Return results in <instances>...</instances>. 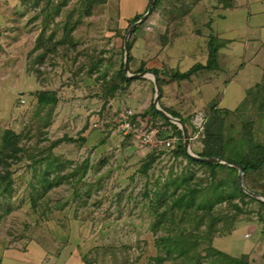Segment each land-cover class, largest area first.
<instances>
[{
  "label": "rangeland",
  "instance_id": "rangeland-1",
  "mask_svg": "<svg viewBox=\"0 0 264 264\" xmlns=\"http://www.w3.org/2000/svg\"><path fill=\"white\" fill-rule=\"evenodd\" d=\"M100 1L89 8L83 0H0V151L6 130L20 136L22 149L21 160L9 161L11 189L0 184V264H226L212 249L264 264V163L242 176L261 200L246 194L254 200L202 206L210 188L239 185L238 171L173 150L141 152L110 122L91 128L115 109L151 113L156 70L158 105L183 120L193 155L203 150L196 120L205 124L213 106L228 155L264 147L262 0L250 7L249 0H158L132 30L150 0L136 9L125 7L128 0ZM211 45L216 69L172 78L205 66ZM122 69L146 76L122 83ZM242 89L237 108L221 107L225 90L230 107ZM42 91L57 103L39 106ZM45 177L53 184L47 191ZM186 186L202 196L172 209V194Z\"/></svg>",
  "mask_w": 264,
  "mask_h": 264
},
{
  "label": "trees",
  "instance_id": "trees-1",
  "mask_svg": "<svg viewBox=\"0 0 264 264\" xmlns=\"http://www.w3.org/2000/svg\"><path fill=\"white\" fill-rule=\"evenodd\" d=\"M88 3V7H92L93 4L95 3H103L102 1L97 2V0H83ZM155 4L158 3V0H154ZM138 18L134 19V22L138 21ZM217 49L216 47H212V45L209 47V53H208V60L205 66L203 65H197L194 66L191 70L188 72H185L184 74H173L172 78L173 79H179V80H184L186 79L191 73L197 71V70H214L217 68V63H216V55H217ZM141 72V71H140ZM151 73L154 74V76L158 79V72L156 70H151ZM120 80L122 83H128L129 80L126 78L123 69L120 71ZM119 89V86H112L110 88V91L108 92V95H111L115 90ZM35 98L37 100V104L39 106H47V105H54L57 103V97L54 93L50 92H37L35 93ZM168 114H170L172 117L179 119L183 124V120H181L180 116L174 112H170L168 110H165ZM140 117H146L150 116L151 119H157L160 118L164 124L166 125H171L168 120L163 118L161 115H159L153 106H151V113L149 112H143L142 114L139 115ZM186 130V128H185ZM187 132V130H186ZM175 133L177 134L179 138V143L176 145L175 149L173 150L175 156H183L186 158L189 162H193L196 164H200L209 168H217V167H222L226 169H231L233 171H237L236 168L231 167L227 164H221V163H213V164H207L203 162L196 161L190 157H188L183 148V140H182V134L180 130L175 127ZM223 120L218 116V111L216 110V107H211L210 114L207 118V121L205 122L203 126V150L198 154L199 157L201 158H219L223 159L229 162H234L238 165H241L244 170V174H247L251 171L258 170L264 163V147H260L259 149H254L250 150L246 153L243 152V150H235V152L232 153V155H228L224 151L223 145ZM19 141H20V136L16 133H14L11 130H6L3 133L2 136V149L0 151V184H4V189L5 190H10L11 189V181L9 180V171L8 168L10 167V162L9 161H19L21 160V156L19 155L22 152V149L19 147ZM58 142L53 143L55 145ZM257 148V147H255ZM150 163H146L143 168V172L145 173L146 170L149 168ZM4 172H2V170ZM43 182L45 183L44 190L47 191L51 188H53V184L50 182L48 178H44ZM189 188V187H188ZM187 186L184 188V191H181L177 194V192H174L171 196L172 198V204L171 208H176L178 207L179 209L182 208L183 206H186L187 208L191 205H195L197 199L200 196V192L196 191L195 189H187ZM210 194L208 198L206 197L204 200L200 201V204L202 206L209 202H217L221 203L224 201H227L229 203H232L237 197L240 199H243L247 196L240 188V186L237 184L236 181H234L233 187L231 190H223V189H218L217 187H212L209 189ZM158 197L159 195L156 194ZM250 200H254L253 198L249 197ZM161 201V202H160ZM165 201V198H159L158 202L161 204ZM261 206L264 207V203L259 202ZM235 208H237L236 205H233ZM169 238L162 239L161 242L164 243V245H168ZM213 252L219 256L223 257L226 259V264H249L246 261V257L242 256L240 258H233L229 256L228 254H225L219 250H214L212 249Z\"/></svg>",
  "mask_w": 264,
  "mask_h": 264
},
{
  "label": "built area",
  "instance_id": "built-area-1",
  "mask_svg": "<svg viewBox=\"0 0 264 264\" xmlns=\"http://www.w3.org/2000/svg\"><path fill=\"white\" fill-rule=\"evenodd\" d=\"M21 102H23L22 97ZM196 121L197 136L199 137L200 131L203 130L204 121L202 119ZM109 122L115 133L126 139L129 145L141 152L174 150L179 143V138L175 133V127L180 130L178 124L170 122L174 125L171 126L164 124L163 121L158 122L151 119L150 116L140 117L130 108L112 110L110 120L105 119L104 116L98 117L91 122V128L99 129ZM189 140L191 141L192 138ZM245 237H248V235H245Z\"/></svg>",
  "mask_w": 264,
  "mask_h": 264
},
{
  "label": "water",
  "instance_id": "water-1",
  "mask_svg": "<svg viewBox=\"0 0 264 264\" xmlns=\"http://www.w3.org/2000/svg\"><path fill=\"white\" fill-rule=\"evenodd\" d=\"M153 3H154V0H150V4L151 5H150L149 10L137 22H135L132 25L131 30L133 28L137 27L138 25H140L146 19L148 14L151 12ZM130 31L127 33V36H126L125 41H124V49H125V51L127 50V37L129 36ZM126 58H127V56H126ZM124 71L127 72V64L126 63L124 64ZM149 74L152 76V80H153V84H154V90H155V97H154V100H153L154 109L159 115H161L163 118H165L169 122L179 125L180 130H181V134H182L183 148H184L185 154L188 157H190V158H192V159H194L196 161H199V162H203V163H207V164L221 163V164H227V165H229L231 167L236 168L237 171H238L239 186H240L241 190L245 194H248L249 196L254 197V198L258 199V200H261L258 195L254 194L252 192H249L244 187L243 178H242L244 170H243V167L241 165H238V164H236L234 162H229V161H226V160H223V159H219V158H201V157H199L197 155H193L192 154V152L190 151V148H189V141H188V137H187V132L185 130V127L183 126V123L179 119L174 118L171 115L167 114L164 110H162L159 107L158 101H159V94H160V86H159V83H158V79L154 76L153 73H149ZM145 76H146V73H141V74H135V75H126V78H128V79H139V78H143Z\"/></svg>",
  "mask_w": 264,
  "mask_h": 264
},
{
  "label": "crops",
  "instance_id": "crops-1",
  "mask_svg": "<svg viewBox=\"0 0 264 264\" xmlns=\"http://www.w3.org/2000/svg\"><path fill=\"white\" fill-rule=\"evenodd\" d=\"M137 2H139L138 0H135ZM251 1L252 0H249L248 3H249V7L251 5ZM262 2V7L260 6V11L264 12V0L261 1ZM141 3H144V0H142L141 2H139L138 4L137 3H132L133 4V7L130 6L131 2L130 0L127 1V4H126V8L128 9H136V6L138 5H141ZM252 8V7H251ZM137 11V10H136ZM135 11V14H137ZM260 19V18H259ZM259 21H262V19H260ZM264 22V21H263ZM260 23V22H259ZM262 28H264V23L261 25ZM234 82V81H233ZM232 81L226 86V90L229 88V86L233 83ZM226 90H225V93H223L222 95V98H221V101H220V105L222 108L224 109H228V110H234L235 108H237V106L239 105V103L243 100L244 96H245V90L246 89H242L241 91V95L235 99V101L232 103V105L230 107H224V103H225V96H226ZM190 148V147H189ZM8 257V258H7ZM9 256H6L5 254L3 255V259H7L9 260Z\"/></svg>",
  "mask_w": 264,
  "mask_h": 264
}]
</instances>
